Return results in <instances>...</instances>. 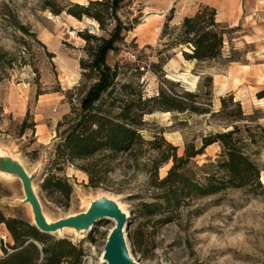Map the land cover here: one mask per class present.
<instances>
[{
	"label": "rangeland",
	"instance_id": "rangeland-1",
	"mask_svg": "<svg viewBox=\"0 0 264 264\" xmlns=\"http://www.w3.org/2000/svg\"><path fill=\"white\" fill-rule=\"evenodd\" d=\"M90 1L96 0H0V48L17 60H27L10 69L0 84V152L17 159L32 177L35 195L51 222L84 212L90 202L103 196L118 200L128 214L124 227L128 250L144 264H264V189L253 193L247 187L228 188L196 198L189 205L182 203L177 209L149 214L142 204L156 201L158 191L151 177L158 153L147 146L138 156L125 152L104 160L94 156L74 164L57 163V145L77 118L80 98L94 82L84 75L81 65L82 59L90 58L83 34L108 36L114 25L106 11V29L93 18L78 19L67 12L70 3ZM204 1L124 0L118 14L133 28L123 33L118 50L108 56V62L118 66L117 82L133 84L145 98L166 90L187 103V91L199 94L196 104L210 112L166 110L154 101L155 111L143 117L142 136L147 140L163 136L178 147L179 156L188 143L199 148L204 136L228 129L230 121L219 112L222 96L233 94L241 102L247 117L236 123L242 129L249 126L257 132V124L264 127V96L259 95L264 93V0ZM202 5L217 9V19L228 25V33L220 57L198 61L187 57L184 52L191 53L192 47L179 39L184 17L194 15ZM55 9L64 10L56 14ZM239 16L237 26L221 21ZM16 21L36 35L23 33L14 25ZM234 108L229 101L227 110ZM248 136L245 132L242 146L262 169L264 184V143L253 144ZM220 153L221 145L216 142L193 162L205 164L203 171L215 172ZM171 165L172 161L160 166V178ZM82 167L97 172L99 186L90 184L89 173ZM196 170L202 176L203 171ZM50 173L72 184L69 198L42 189ZM26 198L20 177L0 174V210L6 217L35 223L32 204ZM114 225L113 218H103L81 236L72 231L49 234L82 245L83 264H108L103 257ZM131 234L139 244L133 243ZM13 244L10 231L1 223L0 256Z\"/></svg>",
	"mask_w": 264,
	"mask_h": 264
},
{
	"label": "trees",
	"instance_id": "trees-1",
	"mask_svg": "<svg viewBox=\"0 0 264 264\" xmlns=\"http://www.w3.org/2000/svg\"><path fill=\"white\" fill-rule=\"evenodd\" d=\"M124 0H96L88 4L70 3L67 12L78 19L88 16L95 19L102 29H106L103 11L110 13L114 21L108 36H96L85 33L86 50L90 56L82 59L84 75L94 79L79 100L77 118L72 121L63 133V140L56 148L57 163L66 165L78 160L101 156L100 160L114 158L119 153L130 152L136 156L142 153L143 147L156 151L151 185L158 191L156 201L145 202L142 208L149 214H156L164 208L177 209L182 203L191 204L196 198L219 193L228 188L247 187L253 193L264 189L260 180L259 164L246 153L242 146L245 132L253 144L264 143V127L257 124V132L249 126L244 129L236 123L246 119L241 102L234 100L233 94L221 97L222 109L219 111L230 121L228 129L210 133L203 137V144L197 148L194 143H188L184 155L179 156L178 147L168 142L163 136L155 135L153 139H145L140 127L143 117L153 113L155 106L151 102H160L166 110L180 112L207 113L210 112L197 105V93L187 91V103L170 91L160 90L157 96L145 98L142 90H135L131 83L117 82L118 66L108 62V56L119 48L123 33L130 31L133 25L126 24L118 12ZM51 3V2H49ZM97 5L102 8L96 7ZM64 9L53 10L56 14ZM217 9L210 5H202L194 15L185 16L181 27L179 43L192 47L191 53L184 52L188 58L198 61L216 59L222 55L228 25L217 19ZM23 33L35 36L30 28L20 22H15ZM22 57L17 60L11 52L0 48V84L9 76V70L15 66L27 64ZM212 79L211 77H208ZM264 96V93H259ZM232 101L234 110H227L228 102ZM0 108V125L2 122ZM232 126V128H230ZM230 128V129H229ZM220 143L221 153L217 170L207 172L203 166L193 162V159L204 153V150L214 143ZM172 161L166 176L160 178L159 168L162 164ZM97 162V160H96ZM92 165V164H91ZM93 165H98L94 163ZM62 170V166H58ZM89 173L92 186H99L97 172L91 167H82ZM202 170V176L198 171ZM41 187L48 194H60L69 198L73 186L67 178L56 173L45 176ZM4 223L10 231L14 244L10 249L4 248L0 256V264H83L85 249L75 244L67 237H53L42 232L30 220L14 216L6 217L0 210V224ZM133 243L139 244L134 234L130 235Z\"/></svg>",
	"mask_w": 264,
	"mask_h": 264
},
{
	"label": "water",
	"instance_id": "water-1",
	"mask_svg": "<svg viewBox=\"0 0 264 264\" xmlns=\"http://www.w3.org/2000/svg\"><path fill=\"white\" fill-rule=\"evenodd\" d=\"M0 174L7 178L20 177L23 180L27 196L24 201H29L32 204L35 215L34 224L42 232L52 233L64 227L72 226L78 227L80 230H91L99 220L114 218L116 219V224L109 234L103 257L104 260L108 264H144L132 258L128 250L124 231V227L128 221V214L120 207L116 200L103 196L92 201L93 205L88 211L51 222L44 215L41 204L35 195L32 177L17 159L0 152ZM5 243V239L2 238L1 244L5 245Z\"/></svg>",
	"mask_w": 264,
	"mask_h": 264
},
{
	"label": "bare ground",
	"instance_id": "bare-ground-1",
	"mask_svg": "<svg viewBox=\"0 0 264 264\" xmlns=\"http://www.w3.org/2000/svg\"><path fill=\"white\" fill-rule=\"evenodd\" d=\"M118 204L120 205V207L127 213L126 209L122 206V204L117 200ZM93 205V202H90L87 206V210L88 211L90 209V207ZM114 222L116 224V219H114ZM115 226V225H114ZM114 228V227H113ZM113 230V229H112ZM111 230V231H112ZM64 231H72V232H75L77 235H83V231L84 230H80V228L78 227H75V226H72V227H64L63 229H59L57 232L59 233H63ZM111 233V232H110Z\"/></svg>",
	"mask_w": 264,
	"mask_h": 264
},
{
	"label": "crops",
	"instance_id": "crops-1",
	"mask_svg": "<svg viewBox=\"0 0 264 264\" xmlns=\"http://www.w3.org/2000/svg\"><path fill=\"white\" fill-rule=\"evenodd\" d=\"M204 3H207V4H209L210 3V0H205L204 1ZM240 19V16L236 19V18H224L223 20H221V21H223V22H225V23H229L231 26H237L238 25V20Z\"/></svg>",
	"mask_w": 264,
	"mask_h": 264
}]
</instances>
